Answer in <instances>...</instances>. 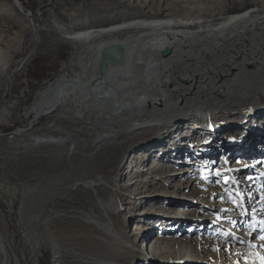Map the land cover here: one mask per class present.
I'll use <instances>...</instances> for the list:
<instances>
[{"label":"rangeland","instance_id":"374dc122","mask_svg":"<svg viewBox=\"0 0 264 264\" xmlns=\"http://www.w3.org/2000/svg\"><path fill=\"white\" fill-rule=\"evenodd\" d=\"M17 1L22 5V13L32 15L37 34L34 36V32L32 33L31 29L24 26L26 22L19 17L16 10L5 8L0 3V59H4L3 61L11 59V69H13L20 59L26 57L25 62L18 69L19 71L13 76L12 74L9 76L10 82H5V78H0V106L4 107L7 112L5 118L0 120V237L9 264L118 263L106 252L94 249L90 241L111 243L104 237L111 228H107L106 225H111V213L119 208L123 210L121 213L123 218L116 215L113 217L117 219V225L122 229L123 237H130L140 228H147L152 232L147 237H150L154 232L151 238L160 237L158 242H162L164 240L162 237L165 236L158 229L159 227L151 229L155 228L156 222H164L163 226L165 227L169 223L168 219L172 218L171 206L165 205L166 207L159 206L158 208L159 199L169 197L165 194V187L167 184L169 186L173 180L178 182L177 187L184 188L189 183L190 177L195 175L193 173L195 169L191 168L189 164L191 160L205 158L208 161V156L211 157L215 150L214 147L203 148L211 153H208L209 155L205 153V157H203L204 154L198 155L202 152V148H198V144L202 146H205L204 143L208 144L206 141L210 137L207 136H204L200 141H198L199 135L185 138L182 146L184 153L181 156L163 153L164 149L174 147L170 143L162 146L157 141L160 138L167 141L171 137V135H166L167 131L178 132L181 130L182 134L199 131L201 124L199 118L205 117L203 111L191 110L196 115L165 120L158 125H145L148 127L136 131L122 126L121 122L120 124H101L100 116L98 117L89 108L79 106V102H70L60 106L55 113L41 117L29 128L22 115L30 111L33 103L36 102L37 93L48 86H53L64 73L69 76L78 74L79 67L76 62L79 57L85 55L87 45L80 39L74 41L66 39L68 35L141 20L190 21L212 25L223 21L230 15L249 9L264 11V0L256 2L249 0ZM257 14L261 13L257 12ZM174 26L172 29L183 28L180 25ZM195 28L197 25L194 24L187 27L189 30ZM20 30L26 31L21 37L17 36ZM121 31L124 32L117 35L119 38L127 35L137 36L145 33L147 29L132 27ZM32 35L33 38L36 37V42H33ZM206 60L207 62L210 60L209 55ZM153 115L157 116L155 113ZM232 116L244 117H242L243 119L232 118L227 122V119ZM209 117L214 120V130H207L208 134L212 132H221L220 134H222L225 127L223 125L226 123H231L230 130H237L235 125L240 121L243 130L239 136L243 135L246 137V141H249L251 137L249 135L257 133V130L261 129L260 125L255 126L256 119L253 115L246 116L242 113L236 115V113L212 110L209 112ZM221 126L222 130L219 131ZM25 128L27 130H24L25 132L23 131L21 135L13 136L15 131ZM227 133L219 136L225 146L227 144L229 146L231 143L228 141L230 136ZM261 134H263L262 129ZM225 140L228 142L225 143ZM262 142L263 145H255L257 154L244 159H242L241 153L246 152V144L234 146L235 148L230 147V154L223 153L225 148L223 145L224 148L219 150L212 160L213 166L210 174H213L218 168L227 172L229 170V173H232L237 165L251 166V163L260 158L258 152L262 151L264 140ZM143 147L147 151L158 147L157 153H151L153 157L145 163L139 164V168L132 169V172L126 176L127 170L124 169V164L132 160L133 153L140 152L139 150ZM170 155L171 161L169 160ZM145 157L139 155V160ZM260 163L256 169L241 173V179L237 182L244 186L250 183L251 180L247 175H250L251 172H258L264 162ZM154 164H158L159 168L164 166V169L151 174ZM141 169L147 170L148 174L138 173L139 178L135 179L137 185H142L143 180H147V184H150L156 181V178L164 175H169V179L163 182L157 193L146 192L147 195L153 196H149L146 200L147 203L136 211L134 205H124L132 191L125 189L124 185L129 182L128 177L134 175L133 173L136 171L140 172ZM184 170L191 173H185L182 176L176 174ZM229 185L232 191L234 186L232 183ZM252 185L253 193H247L245 198L248 201L247 211L249 213L250 210L252 213L255 212L251 209L255 205L252 201L256 204L259 202L256 196L252 197V194L263 193L264 195L263 182L255 180ZM209 188L210 186H207L200 190L206 191ZM190 192L176 196V201L189 203L183 210H195L199 213L189 218L185 216L182 219L194 222L201 218L204 222L208 220L207 225L211 227L225 216L223 213L212 215V212L204 210L220 204L218 200H214L213 203L205 202L204 206H200L196 208L199 210H196L192 200L198 193L191 192L190 194ZM231 198L237 202L239 196L238 194L231 195ZM108 199L113 201L109 212L102 206L108 202ZM224 204L225 210H228L226 207L231 206L229 203ZM116 207L118 208L116 209ZM237 211L241 213V209ZM142 212L145 216L143 224L135 228V223L126 216ZM29 218L35 219L34 225L31 226ZM154 218L157 219L152 220ZM250 223L253 225L251 229L262 230L264 227L261 228L252 219ZM174 228L175 226H169L165 228V231L171 232ZM182 228L188 230L191 227L187 224ZM196 229L200 230V227L196 226ZM110 231L114 232L112 229ZM249 232L251 236L252 231ZM43 235H46L45 241ZM215 238L218 240V236L209 239ZM130 241L132 242L133 238ZM140 242H136V247H133L132 250L133 253L129 254L131 256L130 264H149L151 261L150 255H146L150 245L146 247V244H143L146 242L143 238ZM221 251L227 252L225 248H221ZM139 258L142 260H138ZM156 261L155 264L170 263L171 261L176 264H198L200 262H195L192 253L186 251L171 261L160 258H156Z\"/></svg>","mask_w":264,"mask_h":264},{"label":"bare ground","instance_id":"6f19581e","mask_svg":"<svg viewBox=\"0 0 264 264\" xmlns=\"http://www.w3.org/2000/svg\"><path fill=\"white\" fill-rule=\"evenodd\" d=\"M249 1L256 2L258 0ZM0 3L5 8L16 10L19 17L26 22L24 26L31 29L32 33L35 30V34H37L32 15L23 13V16L21 14L22 5L19 1L13 0L11 4L9 0H0ZM257 12L261 14H257ZM193 24L197 25V28L187 29ZM174 25H180L183 28L172 29L175 27ZM132 27L146 28L147 31L137 36L127 35L122 38L117 36L124 32L121 30ZM24 32L26 31L20 30L17 36L21 37ZM35 39L36 37L33 38V42H36ZM66 39L72 41L80 39L87 45L85 55L79 57L76 62L79 72L74 76L64 73L53 86H48L37 93L36 102L33 103L30 111L22 115L28 128L32 127L41 117L52 115L60 106L70 102H79V106L91 109L98 117L100 116L99 122L101 124H120L121 122L122 126L132 131L147 128L148 126L145 125H158L165 120L196 115L191 110L203 111L205 117L199 118L201 119L199 131L194 133L191 131L186 134H182L181 130L178 132L167 131L166 135H171V137L167 141L160 138L157 143L162 146L170 143L174 148H166L163 153L181 156L184 153L183 142L188 137L199 135L198 141L204 136L210 138L206 141L208 144L204 143L205 146L198 144V148H202V152L198 155L204 154L203 157H205L206 154L211 153L209 150H203V148L214 147L215 150L211 157L209 154V156L207 155L208 161L205 158L198 160L193 158L194 160H191L190 163L187 162L191 168L195 169L193 172L195 175L190 177L189 183L184 188L177 187L178 182L173 180L169 186L167 184L165 187V194L169 197L159 199L158 208L159 206L166 207L165 205L171 206L172 218L168 219L169 223L165 227L163 226L164 222H156L155 228L151 229L154 230L159 227L158 229L165 236L162 237L164 239L162 242H158L160 237L151 238L154 232L150 237H147L148 234L152 233L147 228H140L139 231L133 232L130 237H123L122 229L117 225V219L113 217L116 215L123 218V214H121L123 210L119 208L111 213V225H106L107 228L111 227L110 229L114 231L111 232L109 229V232L104 235L111 243L90 241L94 249L106 252L118 262L110 264H130V252L133 253L132 250L133 247H136V242L141 243L143 238L146 241L143 244L145 243L146 247L150 245L148 252H146V255H150L149 264H155L156 258L171 261L181 256L185 251L192 253L194 261H200L198 264H264V240L260 239L264 235V227L262 230L251 229L253 225L250 223L252 219L261 228L264 226V195L263 193L252 194V197L256 196L259 201L257 204L254 202L255 205L251 207L252 210H255L253 213L251 210L250 213L247 211L249 208L248 201L245 200L247 193H253L252 183L255 180L264 183V163L261 164L262 161L264 162V147L262 146V151L258 152L260 158L255 161L256 163H251V166L237 165L232 173H229V170L227 172L218 168L213 174H210L213 166L212 160L216 153L225 146L221 142L222 139H219L222 134L228 132L227 134L230 136L228 141L231 142L229 146L228 144L225 146L223 150L225 154H230V147L247 145L246 152L241 153L242 159L257 154L255 145H263L264 11L249 9L230 15L223 21L212 25L190 21L173 22L172 20L133 21L106 28L75 32L66 36ZM111 45H117L124 51V59L121 65L111 66L105 62L104 66L100 67L101 51ZM164 51H169L168 56L161 55ZM208 55L210 60L207 62L206 57ZM25 58L20 59L13 69H11V59L6 61L0 59V78H5V82H10L9 76L11 74L13 76L19 71L18 69L25 62ZM212 110L236 113V115L240 113L246 116L253 115L256 119L255 126L260 125L263 134L259 129L257 133L250 134V140L246 141V137L239 136L243 130L240 121L235 125L237 130H230L231 123H226L223 125L225 127L222 134H220L221 132L208 134L207 130H214V120L209 117V112ZM154 113L157 116H154ZM6 115V109L0 106V120H3ZM242 117L244 116H232L227 119V122L232 118L240 119ZM24 130L26 131L27 128L15 131L13 136L21 135ZM221 130L222 126L219 131ZM228 141L225 140L224 142ZM157 148L147 151L143 147L139 150L140 152H134L132 160L124 164V169L127 170L126 176L132 172V169L139 168V164H143L153 157L151 153L156 154ZM139 155L146 157L139 160ZM171 159L172 157L169 160L171 161ZM200 161L202 163L199 164ZM257 162H261L260 170L247 175L251 182L249 181L250 183L245 184V186L238 183L237 180L241 179V173L259 167ZM159 167L158 164L150 167L151 174L164 169V166ZM142 172L148 174L147 170L141 169L137 174L133 173L134 175L128 177L129 182L124 185L125 189L132 190L124 205H134L136 211L147 203L146 200L149 196H153L147 195L146 192L157 193L163 182L169 179V175L160 176L150 184H147V180H143L140 186L136 184V178H139L138 173ZM185 173L191 172L184 170L176 174L182 176ZM148 176L150 177V175ZM215 179L217 180L215 181ZM233 181L235 182L233 183ZM231 183L234 186L232 191L229 188ZM207 186H210L209 190H200ZM188 191L193 194L198 193L192 200L195 209L204 206L205 202L213 203L214 200H218L220 204L204 210L212 212V215L223 213L225 216L211 227L207 225L208 220L204 222L201 218L194 222L182 219L185 216L189 218L199 213L195 210H183L189 203L176 201V196L185 195ZM237 193H239V198L236 202L235 199L231 198V195ZM224 195L226 198L223 197ZM137 197L139 198L137 199ZM135 199L137 200L134 201ZM112 203V199H108V202L102 206L109 212ZM224 203L231 205L226 207L228 210H225ZM238 209H241V213L237 211ZM126 217L135 223V228L141 226L143 218L145 219L144 212ZM29 222L32 226L35 224V219L31 218ZM187 224L191 230H183V225ZM169 226H175L174 230L165 231V228ZM196 226H199L200 230H197ZM249 231H252L250 238ZM45 236L43 235L44 241ZM217 236L218 240L216 238L209 239ZM132 238L133 241L131 242ZM152 243L153 245H151ZM221 248H225L227 252H222ZM138 260L141 261L142 259L139 258ZM1 263L2 254L0 252ZM4 264H9L7 255ZM164 264L176 263L171 261Z\"/></svg>","mask_w":264,"mask_h":264},{"label":"water","instance_id":"95a60500","mask_svg":"<svg viewBox=\"0 0 264 264\" xmlns=\"http://www.w3.org/2000/svg\"><path fill=\"white\" fill-rule=\"evenodd\" d=\"M9 2L12 4L13 0H9ZM18 11L20 9H17ZM21 12V10H20ZM21 14L24 16V14L21 12ZM31 20V19H30ZM33 35L35 36V30ZM169 51H164L161 53L162 56H168ZM124 59V51L117 45H111L108 47H105L102 49L101 51V56H100V67L104 66L103 64L105 62H108L111 66H118L121 65L122 61ZM104 72V70L102 71V73ZM7 88V85H6ZM0 252L2 254V263H5V251L3 249V246L1 244V237H0Z\"/></svg>","mask_w":264,"mask_h":264},{"label":"snow or ice","instance_id":"6c2138e0","mask_svg":"<svg viewBox=\"0 0 264 264\" xmlns=\"http://www.w3.org/2000/svg\"><path fill=\"white\" fill-rule=\"evenodd\" d=\"M235 181H233V183H234ZM238 195H239V193H237ZM260 239L261 240H264V235H262L261 237H260Z\"/></svg>","mask_w":264,"mask_h":264}]
</instances>
